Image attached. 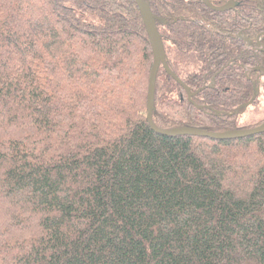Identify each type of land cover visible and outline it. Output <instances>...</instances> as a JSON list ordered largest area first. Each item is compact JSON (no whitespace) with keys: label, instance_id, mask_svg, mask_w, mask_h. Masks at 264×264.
I'll return each instance as SVG.
<instances>
[{"label":"trees","instance_id":"1","mask_svg":"<svg viewBox=\"0 0 264 264\" xmlns=\"http://www.w3.org/2000/svg\"><path fill=\"white\" fill-rule=\"evenodd\" d=\"M146 1L183 82L160 66L155 125L264 122V52L230 35L263 1ZM153 63L136 0H0V264H264V133L157 132Z\"/></svg>","mask_w":264,"mask_h":264},{"label":"water","instance_id":"2","mask_svg":"<svg viewBox=\"0 0 264 264\" xmlns=\"http://www.w3.org/2000/svg\"><path fill=\"white\" fill-rule=\"evenodd\" d=\"M136 2L140 8L144 22L148 29V33L152 41L153 52H154V63H153L152 70H151L150 81H149V93H148V120L151 126L153 127V129H155L157 132H160L166 135H171V136L178 135V134H189L193 136L210 137L213 139H234V138H242V137L264 133V123L255 128L242 129V130L238 129V130H232V131H226V132H212V131H209L203 128H197V127H182L178 129L165 130L155 125L153 121L154 104H155V88H156L157 74H158L160 66L163 64L165 68L167 69V71L174 78H176L181 84H183V82L178 79L175 73L167 65L164 44L161 39V35L158 31L156 17L153 14L148 2L146 0H136ZM184 86L186 87L189 94L192 95L193 93L191 92L190 88L185 84ZM258 92H259V88L256 89V92L252 100H250V102L245 104L243 107L250 106L251 103L254 101V99L257 97Z\"/></svg>","mask_w":264,"mask_h":264},{"label":"flooded vegetation","instance_id":"3","mask_svg":"<svg viewBox=\"0 0 264 264\" xmlns=\"http://www.w3.org/2000/svg\"><path fill=\"white\" fill-rule=\"evenodd\" d=\"M199 1H201L205 6L210 7L212 9H215V10L220 11V12L221 11H227V10H233L236 6H239L241 4V0H227L225 2H220L218 4L213 2L212 0H199ZM262 1L264 3V0H262ZM230 35H233L234 37H237L239 39L244 40V46L247 49L253 50L256 54H260L261 52H264V29L257 32V34L255 35V40H251L247 36H245V33L243 32V30H238V31H236ZM164 49H165V45H164ZM257 88H259V92H258V94H259L261 91V87L257 86L256 89ZM255 92H256V90H255ZM188 95L191 98L194 95V93L192 95H190L188 92ZM245 108H247V107H245ZM263 123L264 122H262L261 124H263Z\"/></svg>","mask_w":264,"mask_h":264},{"label":"rangeland","instance_id":"4","mask_svg":"<svg viewBox=\"0 0 264 264\" xmlns=\"http://www.w3.org/2000/svg\"><path fill=\"white\" fill-rule=\"evenodd\" d=\"M261 99V108L259 110H254L253 108H251L244 116H243V119L244 118H247L248 116L249 117H258L256 119H261L264 115V96ZM264 117V116H263Z\"/></svg>","mask_w":264,"mask_h":264}]
</instances>
